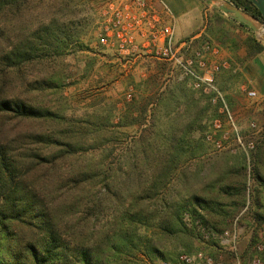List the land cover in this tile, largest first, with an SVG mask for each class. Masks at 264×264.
<instances>
[{
    "label": "rangeland",
    "instance_id": "obj_1",
    "mask_svg": "<svg viewBox=\"0 0 264 264\" xmlns=\"http://www.w3.org/2000/svg\"><path fill=\"white\" fill-rule=\"evenodd\" d=\"M16 1L18 6L4 15L13 40H24L38 27L42 41L45 27L61 37L52 39L53 45L45 54L24 63L11 77L12 95L59 117L12 122L8 127L19 155H51L55 145L40 146L30 139L35 132L58 133L61 128L72 131V141L81 146L53 168L44 169V177L39 169L43 179L39 184L59 216V228L73 231L70 227L77 225L74 237L92 244L106 225L115 224L124 207L147 210L156 220L171 210L173 203L195 194L220 200L228 210L225 228L231 229L233 218L249 202L247 213L236 224L234 246L220 242L222 232L200 228L202 235L188 237L190 249L186 248L192 255L210 257L216 264H249L254 227L264 233V222L252 221L257 211L264 214V194L257 197L253 193L248 177L252 157L258 146L264 148V138L250 151L229 147L233 144L231 125L211 94L194 88L188 78L170 76L167 65L150 55L127 56L102 45L99 33L105 0ZM162 1L175 15L176 33L182 32L179 3ZM203 2L205 8L210 7L208 22L216 24L214 37L222 35L226 25L229 30L236 29L232 19L219 15L214 3ZM249 34L259 37L253 31ZM201 38L213 41L211 36ZM229 63V68L215 75L214 84L223 94L243 140H249L254 137L250 123L264 121V67ZM249 89L256 91L254 98L247 97ZM216 119L222 127L213 136L217 139L222 133L228 134L222 150L205 139L214 131ZM241 160L246 166L242 172L244 192H221L217 196L218 184L229 173L238 174L233 168ZM75 179L83 181L75 183ZM211 215L214 220L209 216L208 224H223L216 223L221 215ZM160 242L168 256L184 251L172 238L161 236ZM262 250L256 248L257 252Z\"/></svg>",
    "mask_w": 264,
    "mask_h": 264
},
{
    "label": "trees",
    "instance_id": "obj_2",
    "mask_svg": "<svg viewBox=\"0 0 264 264\" xmlns=\"http://www.w3.org/2000/svg\"><path fill=\"white\" fill-rule=\"evenodd\" d=\"M227 1L262 21L260 11L250 0ZM16 2L0 0V264H143L145 261H148L147 264H158V261L159 264L161 261L182 264L180 255H192L186 250L190 249L188 237L202 235L200 228L220 233L227 229L224 220L228 210L220 200L192 194L189 199H179L173 203L171 210L158 216L156 220L150 218L147 210L124 207L116 216L115 224L106 225L92 244L74 237L77 225L70 227L74 232L59 228V216L39 184V181H43L39 169L44 177V169L53 168L58 160L81 150V146L72 141V131L61 128L58 133L35 132L30 139L31 143L40 146L55 145V151L51 155L39 152L19 155V148L15 146V138L8 127L12 122L59 117L56 113L12 95L11 77L13 72L21 70L24 63L37 55L45 54L48 46L53 45L52 39L60 40L61 37L45 27L42 41L38 27L24 40H13L4 15L7 10L18 6ZM238 22L247 27L239 20ZM48 37L50 42H47ZM244 43L247 56H254L264 50V44L252 34L246 37ZM164 152L167 153L166 150ZM239 163V166L233 168L234 173L239 175L229 173L226 180L218 184L220 192L217 196L221 192L230 195H241L244 192L242 172L246 166L242 160ZM252 165V189L260 197L264 194L263 145L257 147ZM73 181L80 183L83 179ZM105 185L109 189V185ZM212 213L221 215L222 218L216 223L223 224H208L210 217L214 220ZM186 215L189 222L185 220ZM252 221H256L255 224L264 222L262 211L253 214ZM255 228L249 244V262L251 257L252 260L259 261L257 264H264V248L260 252L256 251V244L264 238V233L258 232L260 227ZM141 229L144 230L143 233L140 232ZM161 236L176 240L180 247H184V251L168 256L162 249ZM252 260L249 264H253Z\"/></svg>",
    "mask_w": 264,
    "mask_h": 264
},
{
    "label": "built area",
    "instance_id": "obj_3",
    "mask_svg": "<svg viewBox=\"0 0 264 264\" xmlns=\"http://www.w3.org/2000/svg\"><path fill=\"white\" fill-rule=\"evenodd\" d=\"M99 41L102 45L114 48L119 54L141 56L143 54L164 62L169 68L170 76L178 80L188 78L194 88L211 94V100L220 104L226 122L232 128V146L250 151L264 138V121L262 124L250 123L254 137L243 140L236 126L233 114L223 94L214 84L215 75L230 63L221 56L218 45L207 38L195 37L177 41L175 39V19L162 0H105L101 11ZM213 61H209V59ZM249 98L256 96V91H246ZM264 101V96L261 99ZM264 111V106H263ZM214 131L207 133L205 139L217 150L226 148L228 134L222 133L217 139L213 136L222 127L219 119L213 121ZM249 182H253L248 177ZM248 204L233 218L231 229L220 234V242L235 245L237 238L236 224L248 211ZM264 217V214H263ZM185 220L189 222L186 215ZM203 229V228H201ZM228 237L230 238L229 240ZM258 250L264 248V238L256 244ZM182 264H216L210 257L182 254ZM259 263L253 260V264ZM160 264H179L161 261Z\"/></svg>",
    "mask_w": 264,
    "mask_h": 264
},
{
    "label": "crops",
    "instance_id": "obj_4",
    "mask_svg": "<svg viewBox=\"0 0 264 264\" xmlns=\"http://www.w3.org/2000/svg\"><path fill=\"white\" fill-rule=\"evenodd\" d=\"M171 2V0H166ZM180 7L177 9V14L181 18V30L178 28V33H176L177 26L175 24V39H189L195 37H209L213 39V43L218 45L221 49V56L231 62L234 66L240 62L241 65L246 67V65L258 64V66L264 67V50L254 56H247V47L244 43V40L249 35L250 30L241 26L238 20H235L232 16L224 14L219 11L221 17H225L228 20L232 19V23L236 25V29L229 30L227 25L222 31V35H212L216 24L211 20H207L206 12L210 7L205 8L203 0H177ZM170 10V9H169ZM172 15H175L170 10ZM193 22V27H190ZM213 30V31H212Z\"/></svg>",
    "mask_w": 264,
    "mask_h": 264
},
{
    "label": "water",
    "instance_id": "obj_5",
    "mask_svg": "<svg viewBox=\"0 0 264 264\" xmlns=\"http://www.w3.org/2000/svg\"><path fill=\"white\" fill-rule=\"evenodd\" d=\"M216 5V7L229 16L239 20L241 23L249 27L253 32L258 34V39L264 40V0H250L253 5L260 11L262 21H259L245 10L237 7L227 0H209Z\"/></svg>",
    "mask_w": 264,
    "mask_h": 264
}]
</instances>
